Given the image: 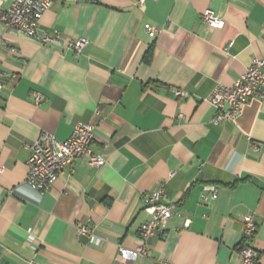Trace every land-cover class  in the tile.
Segmentation results:
<instances>
[{
    "label": "crops",
    "instance_id": "0c3cea01",
    "mask_svg": "<svg viewBox=\"0 0 264 264\" xmlns=\"http://www.w3.org/2000/svg\"><path fill=\"white\" fill-rule=\"evenodd\" d=\"M138 1L54 0L38 34L85 39L78 57L0 22V264H239L241 245L264 264V100L216 125L200 100L264 58V3ZM207 9L220 28L202 22ZM80 122L94 125L91 151L104 165L76 159L46 190L32 189L34 139L65 141ZM207 185L217 197L202 201ZM159 187L181 217L146 242V255L119 262L118 247H138L137 227L150 219L142 195ZM246 216L256 231L244 240L237 218ZM82 225L100 245L77 235Z\"/></svg>",
    "mask_w": 264,
    "mask_h": 264
},
{
    "label": "built area",
    "instance_id": "2783aa9c",
    "mask_svg": "<svg viewBox=\"0 0 264 264\" xmlns=\"http://www.w3.org/2000/svg\"><path fill=\"white\" fill-rule=\"evenodd\" d=\"M145 0H139L142 4ZM264 3V0H257ZM0 0V22L6 29L12 30L20 35L48 39L52 44L64 46L70 49L75 57L81 55L86 43L85 39L61 40L57 31L52 34H38L39 20L42 15L52 6L54 0ZM201 20L209 28H220L223 25L222 19L212 10L207 9L201 14ZM148 36H156L158 29L146 24L144 26ZM233 42L227 43L225 49H229ZM4 84L0 80V94ZM177 97L184 96V92L177 90L174 93ZM264 100V58H253L250 66L240 75L235 83L230 86L220 84L201 98V102L208 104L215 109V115L211 123L216 125L221 121L234 122L240 115L245 104L249 99ZM41 96H36L35 101L39 102ZM179 118H183L180 114ZM94 125L89 123H77L73 127L70 137L65 141L55 139L47 132H41L30 146V155L26 161V183L35 190H46L66 167L71 168L76 159H84L91 167H101L105 163L102 155L91 151L93 141ZM4 168L0 164V174ZM216 186L207 185L201 195L202 201L215 199L217 197ZM210 191V194L206 192ZM164 188L159 187L155 191H150L142 195V202L145 211L150 219L141 223L137 227V234L141 244L135 249H127L123 246L118 247V261L126 262L142 257L147 253L146 242L154 236H161L166 231L168 222L174 217H181L176 211L174 203H164ZM237 220L242 224L243 239L247 240L256 231V224L252 216L239 217ZM76 233L84 236L89 243L100 245L101 239H97L92 233V229L86 226H77ZM239 264H259L258 254L247 245L239 247ZM160 264H171L161 262Z\"/></svg>",
    "mask_w": 264,
    "mask_h": 264
},
{
    "label": "trees",
    "instance_id": "16d2710c",
    "mask_svg": "<svg viewBox=\"0 0 264 264\" xmlns=\"http://www.w3.org/2000/svg\"><path fill=\"white\" fill-rule=\"evenodd\" d=\"M239 249V248H238Z\"/></svg>",
    "mask_w": 264,
    "mask_h": 264
}]
</instances>
